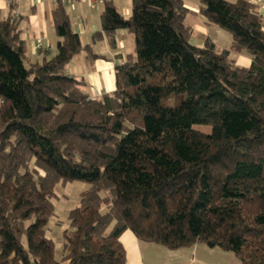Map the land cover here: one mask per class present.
<instances>
[{
    "label": "trees",
    "instance_id": "16d2710c",
    "mask_svg": "<svg viewBox=\"0 0 264 264\" xmlns=\"http://www.w3.org/2000/svg\"><path fill=\"white\" fill-rule=\"evenodd\" d=\"M55 2L58 41L41 62L25 65L16 19H0V264H125L126 231L170 250L203 243L239 264H264V20L256 5L198 0L232 50L251 57L241 66L209 39L190 43L183 0H130L128 17L102 0L93 38L113 47L124 29L133 51L115 65V88L92 98L65 71L82 44L65 3ZM72 180L88 187L67 212L57 259L45 231L55 186Z\"/></svg>",
    "mask_w": 264,
    "mask_h": 264
},
{
    "label": "crops",
    "instance_id": "0c3cea01",
    "mask_svg": "<svg viewBox=\"0 0 264 264\" xmlns=\"http://www.w3.org/2000/svg\"><path fill=\"white\" fill-rule=\"evenodd\" d=\"M111 1L122 15L125 17L130 15L131 9L127 0ZM249 1L256 5L258 14L264 20V0ZM55 6L54 0H0V19L13 17L17 21L19 36L24 40L26 46L24 57L26 66L49 59L55 53L58 41L52 21V11ZM64 6L69 14L72 29L79 35L82 44V49L66 64L65 71L68 75L83 81V88L90 97L99 98L102 94L115 88V65L133 51V37L126 30L118 29L114 34L115 45L113 47L109 45L105 37L93 38L94 33L100 30L101 2L73 0L70 3H65ZM189 12L192 11L189 10L187 13ZM195 12L199 13V8ZM195 12L192 13L195 14ZM200 16L203 15L200 14ZM197 23L200 24L198 26L200 32L195 35L197 42H191L190 39L194 31L188 24L191 27L189 39L191 44L201 47L205 40L209 39L213 42L216 50H229V57L236 64L250 65L251 57L248 53L232 50V41L227 32L208 22L204 16L198 19ZM87 44L90 45L91 53L96 55L95 57L88 56V52L83 48ZM124 234L125 232L121 237ZM121 237L126 251L125 264H146V262L154 264L157 261H164L166 258L172 263L178 260L180 264H190L195 262L194 255L198 251H207L205 245L201 243L170 250L158 244L140 241L130 232ZM222 254L220 255L222 256ZM162 256L163 258L160 259ZM228 258L230 259L231 255ZM230 264L239 263L234 260Z\"/></svg>",
    "mask_w": 264,
    "mask_h": 264
},
{
    "label": "rangeland",
    "instance_id": "374dc122",
    "mask_svg": "<svg viewBox=\"0 0 264 264\" xmlns=\"http://www.w3.org/2000/svg\"><path fill=\"white\" fill-rule=\"evenodd\" d=\"M127 2L129 5L130 0H127ZM183 3L190 11H198V0H183ZM192 12L187 13L185 15L184 20L187 24L192 27V30L194 31V34L190 39L191 42H197L195 35L197 32H200V28L198 27L200 24L197 22L198 19H201L203 16H200V14L197 12H195V14ZM194 128L202 132H209L211 129L209 125L201 124L194 125ZM87 187L88 184L84 181L72 180L64 184L59 183L54 188L55 194L52 198V202L54 205V214L48 219L45 232L46 236L51 238L55 244V255L57 259H59L62 253V246L64 240L63 231L69 227L67 212L70 208L78 205L79 193ZM126 234H129V231H126L124 235ZM124 235L122 237H124ZM201 244L204 245L203 243ZM204 247H206L207 251H202L204 253L198 251L194 255L195 262H192L190 264H230V262L234 260L239 263V260L230 252L221 250L219 248H209L207 246ZM221 253H223L222 256L220 255ZM230 255L231 258L229 259L228 257H230ZM163 256L160 257V259H162ZM166 259L164 261H157L154 264H180V261L178 260L175 263H172ZM200 259L201 261H199ZM146 264H148V262H146Z\"/></svg>",
    "mask_w": 264,
    "mask_h": 264
},
{
    "label": "built area",
    "instance_id": "2783aa9c",
    "mask_svg": "<svg viewBox=\"0 0 264 264\" xmlns=\"http://www.w3.org/2000/svg\"><path fill=\"white\" fill-rule=\"evenodd\" d=\"M7 1H12V0H7ZM54 1H56V0H54ZM62 2H64V3H70V2H72L73 0H61ZM92 3H99V2H101L102 0H90Z\"/></svg>",
    "mask_w": 264,
    "mask_h": 264
}]
</instances>
